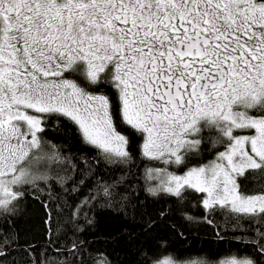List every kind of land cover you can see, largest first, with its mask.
Wrapping results in <instances>:
<instances>
[{
  "label": "snow or ice",
  "instance_id": "1",
  "mask_svg": "<svg viewBox=\"0 0 264 264\" xmlns=\"http://www.w3.org/2000/svg\"><path fill=\"white\" fill-rule=\"evenodd\" d=\"M68 72L110 86L112 97L86 90L65 78ZM28 110L66 119L106 161L119 163L131 159L120 123L141 134L143 156L175 164L183 163L182 151L198 154L201 141L188 137L202 126L215 129L212 143L224 151L184 175L147 170L146 180L159 179L148 191L181 200L190 188L205 194L204 209H227L264 225V0H0L4 212L15 211L29 189L42 191L49 180L63 184L67 177L49 176L53 167L72 168L55 145L44 150L37 136L42 121ZM238 129L254 134L234 135ZM113 189L97 181L72 219L98 197L110 203ZM80 247L73 242L65 255L83 264ZM257 251L264 255V247ZM93 264L110 262L98 255ZM220 264L254 261L230 257Z\"/></svg>",
  "mask_w": 264,
  "mask_h": 264
},
{
  "label": "trees",
  "instance_id": "2",
  "mask_svg": "<svg viewBox=\"0 0 264 264\" xmlns=\"http://www.w3.org/2000/svg\"><path fill=\"white\" fill-rule=\"evenodd\" d=\"M41 128L38 138L44 150L51 151L49 145H55L72 168L53 167L49 176L67 177L63 184L49 180V187L40 185L42 191L29 189L15 211L0 210V264H80L65 255L73 242L83 243L78 249L83 264H93L98 255L110 264H152L165 257L186 264H216L229 257L264 264V255L257 251L258 246L264 247L260 235L264 225L227 209L206 210L201 203L204 194L190 188L181 200L148 191L153 187L151 179H145L146 171L163 165L142 155V136L128 125L120 123L117 128L129 141L131 159L123 163L106 161L64 118L44 114ZM65 128L70 135H64ZM198 137V154L182 151L183 163L170 164L169 170L181 173L201 166L224 150L222 143H212L219 138L215 129L202 126ZM97 181L114 186L113 200L98 197L72 219L71 210L95 189ZM121 197L123 203L117 206Z\"/></svg>",
  "mask_w": 264,
  "mask_h": 264
},
{
  "label": "rangeland",
  "instance_id": "3",
  "mask_svg": "<svg viewBox=\"0 0 264 264\" xmlns=\"http://www.w3.org/2000/svg\"><path fill=\"white\" fill-rule=\"evenodd\" d=\"M28 114L29 115H35L37 117H39L41 119V121H43V115L44 114H40V113H36L34 110H28ZM249 114L252 115L250 113V110H249ZM41 127H42V123H41ZM122 134V133H121ZM234 135H253L254 134V130L252 129H238V130H235ZM37 136H39V133H37ZM199 134L198 135H192L190 137H188V139H199ZM225 150V149H224ZM223 150V151H224ZM222 152V151H221ZM216 158V157H215ZM215 158L209 160L207 163L203 164V165H206L208 164L209 162L213 161ZM169 157L165 156L163 159H157L160 161V163L163 165L162 167H156V168H151L150 170L153 172V173H158V172H167V173H172V174H175V175H184L189 169H187L186 171L182 172V173H175V172H172L171 170L168 169V166L170 164H174V165H178V164H175V163H171V162H167L169 161ZM193 167H199V166H193ZM152 181V187L155 188L158 184H159V179H151ZM205 196V194H204ZM171 258V257H170ZM230 258V257H229ZM237 259H242V258H238L236 257ZM226 259V258H225ZM224 260V259H220L216 264H220V262ZM174 261V260H173ZM175 264H186L185 262H180L179 263L177 261H174ZM191 264V263H189Z\"/></svg>",
  "mask_w": 264,
  "mask_h": 264
},
{
  "label": "flooded vegetation",
  "instance_id": "4",
  "mask_svg": "<svg viewBox=\"0 0 264 264\" xmlns=\"http://www.w3.org/2000/svg\"><path fill=\"white\" fill-rule=\"evenodd\" d=\"M64 75H65V78L76 81L81 87L86 88V90L90 92H94V91L103 92L104 94L108 95L110 98L113 95V90L110 88V86L107 85L109 87L108 89H110V93H109L106 89H103L102 87L98 88L96 85H89L84 80L83 76L80 75L79 73L68 72V73H65ZM105 88L107 87L105 86Z\"/></svg>",
  "mask_w": 264,
  "mask_h": 264
},
{
  "label": "bare ground",
  "instance_id": "5",
  "mask_svg": "<svg viewBox=\"0 0 264 264\" xmlns=\"http://www.w3.org/2000/svg\"><path fill=\"white\" fill-rule=\"evenodd\" d=\"M186 171V170H185ZM182 173V172H181Z\"/></svg>",
  "mask_w": 264,
  "mask_h": 264
}]
</instances>
